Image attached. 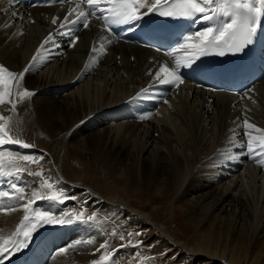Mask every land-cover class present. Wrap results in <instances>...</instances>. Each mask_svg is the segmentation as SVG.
Returning a JSON list of instances; mask_svg holds the SVG:
<instances>
[{
  "label": "bare ground",
  "instance_id": "bare-ground-1",
  "mask_svg": "<svg viewBox=\"0 0 264 264\" xmlns=\"http://www.w3.org/2000/svg\"><path fill=\"white\" fill-rule=\"evenodd\" d=\"M67 10L63 7L15 10L0 3V64L11 71H23L37 54V47L40 49L50 33L54 34L56 40L60 35V43L55 45L60 46L61 41H66V46L72 47L66 48L68 55L62 59L58 52L48 49L51 48L50 43L41 50L44 59L26 73L20 83L21 91L28 89L35 95L18 105L16 121L31 126L35 131L43 129L53 137L62 133L67 135L69 150L84 153L106 164L110 161L117 177L124 178L127 182L129 178L125 179L122 167L135 169L137 175L144 170H161L156 182L151 184L150 190L154 194L187 186L180 199L182 205L177 208L196 227L193 245L195 250L191 251H195L201 258H212L225 264H264V197L260 199L261 193L255 188L253 175L249 176L250 184L246 188L240 182L241 179L228 174L233 167L240 164L237 161L239 159H244L248 165H255L263 171L264 165L254 162L246 153L234 154L236 158L231 160L225 159L222 152L228 150L226 147H222L219 154L212 151L224 133L237 130L238 125L243 124L244 116L248 112L236 110L234 105L237 103L240 106L245 100L253 101L251 103L260 109V115L248 121L264 129V79L252 90L235 98L209 94L186 83L181 87L183 91L179 88L178 92L180 90L185 99L193 100L192 110H186L185 100L182 110H170L169 117L164 118L158 107L150 108L152 101L149 99H141L135 103L129 101L141 92L144 83L160 86L154 80L155 72L168 60L146 50L112 43L106 54H95L100 56L95 64L113 68L116 72H124L130 79L125 80L127 82L124 86L111 84L109 81L100 84L103 82L102 74L86 72L85 65L93 55L91 49L94 43L104 35L94 22H91L89 29L76 26L79 31L75 34L80 39L75 47L71 46V37L61 34L67 30L60 29L57 32ZM13 13H19L21 19L34 20L35 28L15 33L11 20L18 18H14ZM54 16L61 18L56 25L51 23ZM55 47L51 48L52 51ZM131 84L133 86L129 87ZM160 91L155 94L174 96L173 92L165 94ZM7 107H0L5 116L9 115ZM194 108L199 112L195 113ZM146 113H151L148 119L139 118ZM184 115H189V120ZM211 115L216 129L209 126L211 121L207 123ZM187 124L191 125L192 130L185 128ZM196 124L202 125L197 128ZM88 140L102 142L104 147L109 146L113 153L107 151L110 154L108 157L114 156V159L107 160L101 153L89 149L86 145ZM226 143L228 140H225L224 144ZM6 148L20 154L34 151L11 145H6ZM117 156L123 160H117L114 164ZM248 171H251L249 167L246 172ZM137 175L136 183L140 179ZM26 178L21 176L14 183L28 188L23 185ZM12 182L13 180L0 177V203L13 202L3 196L4 192L12 193ZM88 191L95 198V205L109 204L91 190ZM52 204L45 199L38 205L55 213L59 208ZM16 212L0 213V232L5 236L15 231ZM68 227L67 229L72 228ZM90 233L92 231L87 230L78 239L76 231L73 235L66 233V230L57 234L52 231L43 237L39 236L42 237L41 241L30 245L26 250L13 251L4 259V264H85L91 255L87 245H79L77 249L69 250L66 254H61L59 250L75 244L78 240H84ZM120 258L117 255L118 261Z\"/></svg>",
  "mask_w": 264,
  "mask_h": 264
},
{
  "label": "snow or ice",
  "instance_id": "snow-or-ice-1",
  "mask_svg": "<svg viewBox=\"0 0 264 264\" xmlns=\"http://www.w3.org/2000/svg\"><path fill=\"white\" fill-rule=\"evenodd\" d=\"M51 2L55 3L57 0H51ZM59 2L64 4L68 0H59ZM151 14L174 19H193L194 23L195 19L199 18L203 22L212 24V26L181 35L180 42L165 53L169 60L162 63L155 72L154 80L159 84L179 87L184 83L183 75L180 72L181 68H193L196 62L206 55L223 56L226 53L243 52L253 43L257 31L264 27V0H79L74 7L68 8L62 20L59 16H54L51 23L56 25L57 21L61 20L57 32L60 29H66L67 31L61 34L71 37L70 44L75 47L80 39L79 35L75 33H78L79 28L89 29L93 19L101 22L103 30L111 32L113 25L137 24ZM13 17L21 18L19 13H13ZM49 43L55 44V36L52 33L41 44L29 65L19 73L0 64V107L8 106L7 110L11 113V115L5 116L3 111H0V147L7 144H17L23 148L32 147L20 138L19 121L15 125L14 133L13 120L17 115L18 105L35 95L28 89L21 91L20 83L25 74L44 59L41 50L45 49V45ZM112 43L113 41L105 36H101L94 43L91 49L93 55L90 56L89 63L85 65L86 72L90 71L92 65L99 61L100 56L95 54L98 52L100 55L106 54L108 46ZM157 51L159 52L160 49L157 48ZM149 93L150 88L142 89L129 102L135 103L141 99H151ZM248 98L251 99L250 96ZM163 102L168 103L167 100ZM150 115L151 113H146L139 118L148 119ZM238 128L252 131H245L246 143L237 146L246 149V154L254 162L264 165V129L249 123L247 119L243 121L242 125H238ZM253 131L258 135H253ZM235 132L236 130H233L230 143H235L238 139ZM222 155L228 160L236 158L230 153H222ZM43 159V157L37 159L30 155L0 151V177L20 178L23 174H27L39 180V184L30 193L15 183L11 185L13 190L11 194L3 193L4 197L13 202L0 203V213L8 214L22 209L24 215L16 225L15 231L10 235L5 236L0 232V264H4V259L13 251H20L27 247L32 234L44 224L100 223L94 212L87 214L84 210L79 212L73 210L57 217L49 211L36 207L39 200L46 199L53 203L63 204L68 199H73L66 194L60 181H53L51 176L46 175L41 166ZM32 165L41 166V170L33 171ZM111 235H118L122 242L126 239L123 233H117L115 230ZM139 235H141L139 232L127 233V245L140 248L143 241L134 238ZM82 244L94 245L95 240H78L75 244L59 251L61 254H66L69 250H75ZM125 246L124 243L120 245V247ZM101 250L103 252L99 258L92 260L90 264H118L115 257L118 249L113 248L108 240L95 248L93 255ZM141 257L142 254L137 252L136 259L140 261V264H143Z\"/></svg>",
  "mask_w": 264,
  "mask_h": 264
},
{
  "label": "rangeland",
  "instance_id": "rangeland-1",
  "mask_svg": "<svg viewBox=\"0 0 264 264\" xmlns=\"http://www.w3.org/2000/svg\"><path fill=\"white\" fill-rule=\"evenodd\" d=\"M27 21L28 19H26V21H19L17 19L14 21L11 20L13 23L14 32H26L30 28V30L35 28L33 26L34 23L29 25L30 21ZM21 28L22 30L20 31ZM23 28H25V31ZM51 45L53 46L54 44L51 43ZM48 49L51 50V48ZM64 50L66 49L59 50L62 54V58L65 56V52H63ZM66 54L68 55L67 52ZM67 55L65 57H67ZM96 65L92 67L90 72L92 71L91 73L97 72L102 74L103 82L100 84H105L109 81L111 84L114 83L124 86L125 83L130 79L129 75L124 72H116L113 68L104 66L100 67V65L98 69H96ZM111 67H113V65ZM132 86V84L129 85V87ZM180 90L183 91L182 88H180ZM180 90L176 97H164L162 101H160L159 112L164 118L169 117L170 110H182L186 101V110H192L191 107L194 106L193 100H191V98L185 99V96L183 97V95L180 94ZM152 95L154 94L151 93V96ZM164 100H167L168 103H164ZM251 102L253 101H250V104L242 105L243 108L248 112L247 116H244V119L247 120H251L250 118H256V116L258 117V115H260V109L258 107H254L252 105L253 103ZM238 107L240 108L239 105ZM194 112L197 113L199 111L194 108ZM180 113L183 112L180 111ZM9 115H11L10 112ZM184 117L186 119L188 118L187 120L190 118L189 115H184ZM208 119L209 120H207V123L212 120V115L209 116ZM16 123L17 121L15 116L13 120L14 133L16 131ZM200 125L196 124L197 128H200ZM185 126L188 131L192 130L190 124ZM209 126H213L212 129H216L213 121L209 123ZM38 130L39 131H35L31 126L19 124L20 138L26 143L32 145V147L23 148L17 144L7 145L21 147L26 150H34L28 151L29 153H24V155H30L37 159L43 157L44 159L41 161V166L46 175L51 176L53 181H60L61 185L66 191V194L69 197H73V199H68L63 204L53 203L50 201L51 204L53 203L52 205H58L59 209H57L55 213L53 211L51 212V210L42 208L44 206L39 207L38 204L43 200L37 201L36 207L41 210L43 209L45 211H49L55 216L58 215L57 217L62 216L65 212H70L73 210L77 212L84 210L87 214H92L94 212L97 214L100 223L85 224L81 222H74L70 225L44 224L39 227L40 230H36V232L32 234L30 239L31 242L30 240L28 241L29 245L27 247L39 243L43 235H48L52 231L57 234L61 230H66V233L69 235H73V232L76 231V238L79 239L81 236L83 237V234L85 235L87 230H89L92 231V233L88 234L84 240L93 239L95 240V244L87 245V249L91 252V255L89 261L85 262V264H90L92 260L99 258L103 250H101L99 253H95V255H93V250L98 248L99 245L105 240H108L113 248L118 249V251L115 253V257H117V255L121 257V260L118 261V264H140V261L136 259L137 252L142 254L141 259L143 260V264H225L223 261H218L216 259H207L204 257L201 258V256L195 254V251L193 252V250H195L193 245L195 241L194 233L196 231V227L192 225L189 220H187L186 216L179 210L180 206L182 205L180 199L183 192L185 191L184 189H186L187 186L184 185L182 188L177 190L162 191V193L154 194L152 189L150 190L151 184L156 182L161 170L156 168L152 171L144 170L142 172L140 171L137 175L135 169L132 170L128 167H122V173L125 179L126 177L127 179L129 178L127 182L124 180V178L120 179L117 177V175L114 173L115 171L113 170V167L110 165V161L106 164L103 161L95 159L91 156L88 157V155L84 153L72 152L69 150V141L67 135L62 133L54 135L53 137L48 133H45V130L43 129L39 128ZM230 131L231 132L224 133L225 137L223 135L222 138H219L217 145H215L212 150L214 153L217 152L219 154L222 152V147H226L228 149L223 151L224 153H231L232 155H238L239 153L242 154L244 151L246 152V149L240 148L237 145L246 143L247 137L244 135V133L245 131L252 130L246 128L245 130L242 128H237L235 135L238 137V139L235 143H230V140L233 136V131ZM253 135L258 134L253 131ZM225 140H228V143L224 144ZM86 145L92 151L101 153V155L107 158V160L108 158L109 160L114 159V156H111L112 158L108 157L110 154L107 152L109 151L113 153V151L110 150L109 146L104 147L102 142L88 140ZM0 151L11 152V150L6 148V145L0 147ZM115 159L116 160L113 161L114 164L117 163V160H123V158L119 156H117ZM46 160L48 162H46ZM237 161L240 163V167L239 165L233 167L231 170L232 172H228L229 176L239 180L241 179L240 182L244 184L243 186L248 188L250 184L249 176L253 175L255 178V188L259 194L261 193L260 195L257 193V195H259L260 199H262L264 197V171L260 170L255 165H248V163L243 159H239ZM121 164H124V162L121 161ZM41 166L32 165L31 167L33 171H39L41 170ZM248 167L252 172H246ZM246 168L247 170L245 171L244 169ZM136 175L140 178L138 183L135 181ZM22 176H25V178L28 176V178L25 179L23 185L28 187L25 189L27 191L29 190L28 192L30 193L33 188L39 184V180L27 174H23ZM5 178H7L8 181L13 180L12 183H14V181L16 182L17 179L20 180V178L15 177ZM135 185L137 186L135 187ZM29 188H31V190ZM82 188H84V190H82ZM88 190H91L95 195L102 197V199L110 205H95V198L87 193L89 192ZM104 206L107 208H103ZM14 214L17 215L15 218L17 219L16 224H18L22 219L24 212L23 210L18 209ZM66 226H70L72 228L67 229ZM15 227L16 225L14 228ZM113 230H115L117 233H123L126 237L125 241H120L118 235L112 236L111 233ZM78 232L80 236H78ZM129 232L141 233V235L134 237L136 240L143 241V244L140 248L127 245V233ZM37 239L39 240L37 241ZM121 243H124L126 246L120 247ZM27 247H24L21 250H26ZM191 249L193 250L191 251Z\"/></svg>",
  "mask_w": 264,
  "mask_h": 264
}]
</instances>
